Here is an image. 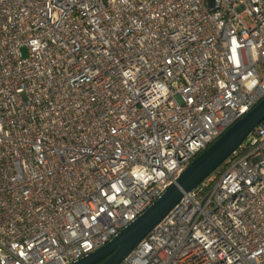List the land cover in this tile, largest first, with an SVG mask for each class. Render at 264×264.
I'll return each instance as SVG.
<instances>
[{
	"label": "built area",
	"instance_id": "obj_1",
	"mask_svg": "<svg viewBox=\"0 0 264 264\" xmlns=\"http://www.w3.org/2000/svg\"><path fill=\"white\" fill-rule=\"evenodd\" d=\"M263 98L264 0H0V264L103 247ZM119 264H264V121Z\"/></svg>",
	"mask_w": 264,
	"mask_h": 264
},
{
	"label": "water",
	"instance_id": "obj_2",
	"mask_svg": "<svg viewBox=\"0 0 264 264\" xmlns=\"http://www.w3.org/2000/svg\"><path fill=\"white\" fill-rule=\"evenodd\" d=\"M264 121V98L198 155L140 216L106 245L71 264H119L180 202L208 178Z\"/></svg>",
	"mask_w": 264,
	"mask_h": 264
},
{
	"label": "rangeland",
	"instance_id": "obj_3",
	"mask_svg": "<svg viewBox=\"0 0 264 264\" xmlns=\"http://www.w3.org/2000/svg\"><path fill=\"white\" fill-rule=\"evenodd\" d=\"M23 53L25 54V52L23 51Z\"/></svg>",
	"mask_w": 264,
	"mask_h": 264
}]
</instances>
